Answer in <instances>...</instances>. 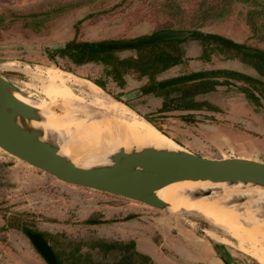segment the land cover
Listing matches in <instances>:
<instances>
[{
    "label": "rangeland",
    "instance_id": "1",
    "mask_svg": "<svg viewBox=\"0 0 264 264\" xmlns=\"http://www.w3.org/2000/svg\"><path fill=\"white\" fill-rule=\"evenodd\" d=\"M165 1L168 0H0V76L17 94L53 114L59 113L62 107L60 103H50L43 95L45 73L56 72L65 78L64 86L79 99L77 106L81 108H93L86 87L92 81L103 80L104 90H98L102 99L118 100L138 117L147 118L182 150L210 158L248 157L264 161V109L253 112L233 86H219L213 93L198 97L218 108V113L176 111L156 115L160 98L137 93L146 80L125 77L123 87L118 88L103 78L100 66L76 67L56 57L54 63L50 60L49 52L72 39L73 26L80 20L76 35L80 41L107 42L153 34L168 20L161 14ZM174 2L191 15L197 10L199 0ZM246 9L241 4H232L222 20L205 21L193 29L264 51V43L251 36L242 20ZM182 46L186 63L162 72L157 80L219 68L257 77L253 69L237 60L211 57L207 63L197 61L200 49L196 42H184ZM187 115L190 117L186 118ZM44 134L57 148L68 143L50 137L49 131ZM75 147L67 153L75 160L85 161L98 154L97 150L79 144ZM259 206L264 208L262 204ZM142 217L144 222H151L155 217L167 218L174 221L172 224L187 226L202 240L198 231H203L211 242L218 244L214 251L220 260L215 255V264L256 262L239 250L236 241L223 230L200 216L172 212L168 207L159 210L108 194L65 186L0 152V264H46L21 227L53 236L49 245L56 250L68 242H80L81 252H88L87 244L91 241L110 240L101 236L109 234L111 228L117 234L118 225L140 222ZM255 219L264 221L262 215H256ZM13 220L12 227L5 226ZM88 220L94 224H86Z\"/></svg>",
    "mask_w": 264,
    "mask_h": 264
},
{
    "label": "trees",
    "instance_id": "2",
    "mask_svg": "<svg viewBox=\"0 0 264 264\" xmlns=\"http://www.w3.org/2000/svg\"><path fill=\"white\" fill-rule=\"evenodd\" d=\"M232 4L247 7L242 20L251 36L264 43V0H199L197 10L191 15H187L174 0H168L161 7V14L167 16L168 20L156 28L154 33L164 30L185 31L189 35L184 40L162 41L122 56L119 52L98 50L97 45L102 42L77 40L80 20L73 26L72 39L50 51L49 58L52 63L56 57L76 67L88 64L100 66L103 78L110 80L118 88L123 87L125 77H131L136 81L146 80V83L138 88L137 93L139 96L160 98V107L155 111L156 115L176 111L218 113V108L205 100H198V97L214 92L219 86L235 87L255 112L264 109V51L253 49L256 51L255 54H246L242 50L251 48L216 34L193 29L205 21L222 20L228 15ZM190 41L196 42L199 46L197 61L207 63L211 57L237 60L253 69L257 77L228 69H211L157 80V76L162 72L186 63L182 44ZM91 83L104 90L103 80ZM185 117L189 118L190 115ZM143 119L153 125L147 118ZM14 222L15 220L9 221L5 226L12 227ZM86 224L94 223L88 220ZM20 229L24 235L25 232L40 235L48 244L53 239V236L48 234L23 227ZM81 247L80 242H68L59 250L50 246L56 264H147L146 257L135 251L132 242L95 239L87 244L88 252H81Z\"/></svg>",
    "mask_w": 264,
    "mask_h": 264
},
{
    "label": "water",
    "instance_id": "3",
    "mask_svg": "<svg viewBox=\"0 0 264 264\" xmlns=\"http://www.w3.org/2000/svg\"><path fill=\"white\" fill-rule=\"evenodd\" d=\"M188 35L185 31L164 30L133 39L102 42L97 49L130 52L162 41L184 40ZM242 51L246 54L256 52L253 49ZM14 93L17 92L13 86L0 76V152L59 184L108 194L159 210H165L167 205L146 194L151 185L155 190L171 182L194 181L264 189V161L248 157H203L181 148L144 147L127 151L117 148L112 154L99 155L106 162L92 160L88 165L80 166L79 160L60 155L59 148L42 140V133L32 126V122H39L38 111L31 107L21 108ZM240 198L238 205L248 201ZM198 233L209 241L203 231ZM25 236L46 264H56L50 247L40 235L25 232Z\"/></svg>",
    "mask_w": 264,
    "mask_h": 264
},
{
    "label": "bare ground",
    "instance_id": "4",
    "mask_svg": "<svg viewBox=\"0 0 264 264\" xmlns=\"http://www.w3.org/2000/svg\"><path fill=\"white\" fill-rule=\"evenodd\" d=\"M45 75L42 93L50 103L61 104L59 113L43 111L41 105L34 106L27 97L17 93H14V97L21 108L31 107L38 111L39 122H32V126L42 133L43 141L48 138L44 132L49 131L50 137L68 142L58 147L60 155L66 157L68 151L75 150L78 144L102 152L92 155L88 160L79 161L80 166L88 165L92 160L106 162L100 156L112 154L117 148L125 151L144 147L180 149L155 126L137 117L125 106L114 100L102 99L99 88L93 84L86 87L93 108H81L77 106L79 99L64 86L65 78L56 72H47ZM152 186L147 189V195L159 199L172 212L181 211L202 217L235 240L239 250L247 253L258 264H264V221L255 219L256 215L264 218V208L259 206L264 205V189L250 185L228 186L194 181L171 182L155 190ZM201 190L204 191L192 194ZM237 197H244L248 201L237 205ZM252 205H256L257 209H252Z\"/></svg>",
    "mask_w": 264,
    "mask_h": 264
},
{
    "label": "crops",
    "instance_id": "5",
    "mask_svg": "<svg viewBox=\"0 0 264 264\" xmlns=\"http://www.w3.org/2000/svg\"><path fill=\"white\" fill-rule=\"evenodd\" d=\"M141 219L143 221L118 225L117 234L111 228L109 234L101 237L132 242L135 251L146 257L147 264H215L214 250L218 244L203 236L202 240L187 226L172 224L174 221L164 217H155L146 223L143 217ZM216 257L220 260L219 256Z\"/></svg>",
    "mask_w": 264,
    "mask_h": 264
},
{
    "label": "flooded vegetation",
    "instance_id": "6",
    "mask_svg": "<svg viewBox=\"0 0 264 264\" xmlns=\"http://www.w3.org/2000/svg\"><path fill=\"white\" fill-rule=\"evenodd\" d=\"M48 244V243H47ZM48 246H49V244H48ZM50 247V246H49ZM51 249V248H50Z\"/></svg>",
    "mask_w": 264,
    "mask_h": 264
}]
</instances>
